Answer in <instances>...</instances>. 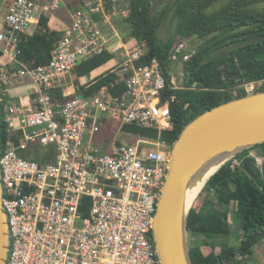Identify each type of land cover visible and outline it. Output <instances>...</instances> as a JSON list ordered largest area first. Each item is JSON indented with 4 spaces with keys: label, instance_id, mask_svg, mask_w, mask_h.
I'll return each mask as SVG.
<instances>
[{
    "label": "built area",
    "instance_id": "obj_1",
    "mask_svg": "<svg viewBox=\"0 0 264 264\" xmlns=\"http://www.w3.org/2000/svg\"><path fill=\"white\" fill-rule=\"evenodd\" d=\"M121 0H85L71 17L50 62L29 67L20 60L21 37L36 13L61 9V0H3L0 29V100L9 86L31 85L33 103L4 108L10 140L0 152L2 205L9 228L6 264H161L152 230L171 164L173 144L163 138L173 131L167 90L183 87L184 65L197 48L180 40L171 51L170 81L158 59L138 64L143 49H125L117 82L126 89L116 95L105 86L95 96L55 99L59 81L82 61L109 51L121 34L117 19H127L129 4ZM105 26L111 31L105 35ZM119 41V39H118ZM255 92V84L245 86ZM71 97L70 95H64ZM63 108L62 110H58ZM107 121L146 130L128 133L135 143H113L108 152L88 144ZM54 148L55 160L44 166L19 151ZM30 157V156H29ZM263 172L264 156L250 153ZM235 160L232 169L243 167ZM90 200L86 216L81 212ZM264 246V241L259 244Z\"/></svg>",
    "mask_w": 264,
    "mask_h": 264
},
{
    "label": "trees",
    "instance_id": "obj_2",
    "mask_svg": "<svg viewBox=\"0 0 264 264\" xmlns=\"http://www.w3.org/2000/svg\"><path fill=\"white\" fill-rule=\"evenodd\" d=\"M152 1L130 0V17L117 23L124 41L131 38L134 42L129 49L146 51L138 64L158 59L163 74L170 81L171 51L177 39L201 41L196 55L184 65L182 89L165 92V98L176 96L172 105L174 129L163 135L174 144L185 126L199 115L245 97L246 85L254 83L255 92L264 91V0H159L158 9L149 7ZM84 2L82 0V4ZM168 23L175 25V32L162 39L160 31ZM62 37L63 33L51 28L50 17L38 10L30 31L21 37L20 60L29 67L47 64ZM114 58L110 49L82 61L74 73L78 78L90 76ZM117 70L119 68L101 74L88 86L79 87L78 92L91 97L107 86L111 93H123L126 86L122 81L117 82ZM100 71L102 69L95 74ZM73 97H65L59 90L55 93V99L63 104ZM9 103H12L10 95H1L0 152L10 140L4 118V108ZM124 131L149 133L136 127H125ZM43 151L36 147L26 154L41 166L55 160L54 148L46 155ZM251 151L264 156V144L244 151L224 165L208 181L200 207L192 209L188 229L193 264H250L254 248L264 241V174L255 164L254 168L260 173L257 181L247 175L243 167L232 169L235 160L250 157ZM232 204L235 209L231 211ZM89 208L90 200H85L81 207L84 216ZM231 212L238 228L235 232L229 222Z\"/></svg>",
    "mask_w": 264,
    "mask_h": 264
},
{
    "label": "water",
    "instance_id": "obj_3",
    "mask_svg": "<svg viewBox=\"0 0 264 264\" xmlns=\"http://www.w3.org/2000/svg\"><path fill=\"white\" fill-rule=\"evenodd\" d=\"M156 1L153 0L149 7ZM157 13L155 11L154 15ZM261 144H264V91L248 93L216 106L185 126L172 147L170 169L152 230L161 264H193L188 223L195 203L188 207L190 189L218 167L206 180L200 195L224 165ZM243 170L255 181L260 178L251 158L244 159ZM2 198L0 172V264H6L9 228Z\"/></svg>",
    "mask_w": 264,
    "mask_h": 264
},
{
    "label": "crops",
    "instance_id": "obj_4",
    "mask_svg": "<svg viewBox=\"0 0 264 264\" xmlns=\"http://www.w3.org/2000/svg\"><path fill=\"white\" fill-rule=\"evenodd\" d=\"M75 1L77 3L76 8L73 7L72 10H68V9L66 10V6L69 3L75 2ZM81 6H82V0H61V9L53 14H49L48 16L50 17L51 28L55 31L63 33L66 27L70 25L71 20H72L71 17L73 13ZM0 10H1L0 11V29H1L3 25L4 17H5V12H6L5 9L3 8V0H0ZM120 20L121 19H117L115 21L116 23L115 25L117 28H118L117 23ZM104 31H105V35L109 37V32L111 31L110 27L105 26ZM118 39L115 40V44L111 48L112 54H114L115 58L112 61H110L108 64H106L105 66L98 69V70L102 69V71L95 74V72L98 71L96 70L90 76L83 77V78H78V76L75 73L67 75L59 81L58 90L62 91L63 95L84 96L80 92H78L79 87L88 86V84L91 83L93 79L97 78L101 74H104L111 69L119 68L123 62V55L125 53V49H129V47H131L134 42L133 40L125 42L124 37L122 35ZM118 71L119 70H117V72ZM9 89H10V92H9L10 99L12 100L13 103L23 104L25 106H28L33 103L32 90H31L30 84H26L24 86H19V87L9 86ZM93 139L91 137H88L86 142L88 144H92L91 142L93 141ZM110 147L111 145L106 150L107 152L110 150ZM101 149H103V147H101ZM251 152L257 153L256 151H251Z\"/></svg>",
    "mask_w": 264,
    "mask_h": 264
},
{
    "label": "rangeland",
    "instance_id": "obj_5",
    "mask_svg": "<svg viewBox=\"0 0 264 264\" xmlns=\"http://www.w3.org/2000/svg\"><path fill=\"white\" fill-rule=\"evenodd\" d=\"M158 1L157 0L152 7H157L158 5ZM78 2V1H77ZM122 3H126L125 5L129 4V0H124L122 1ZM76 1L75 2H71L66 6V10H72L73 7L76 8ZM1 11V10H0ZM47 16V15H46ZM175 32V25H172L170 23H168L161 31H160V37L162 39H166L168 38L170 35H172ZM131 38H128V41H130ZM181 39L178 38L177 42H179ZM201 41L197 40V39H190V43L195 46L196 48L199 46ZM73 74V73H72ZM64 78V77H63ZM136 134V133H135ZM95 141H94V139ZM93 137H91L93 139V141L91 142L94 145H97L99 147H103V151L107 152L106 150L108 149V147L110 145H112L113 143H135L136 142V138L132 135H129L127 133H125L122 128H120V126L116 125L114 122L111 121H107L105 123V125L103 127H101V130L98 131V133H96ZM19 155L22 156L25 159H29V157L27 156L25 151H19ZM202 193L199 195V197L197 198L193 209L194 208H199L202 202V197H201ZM230 210L232 211V209H235V204H232L230 206ZM233 215L232 212L229 216V222L232 226L233 231H237V225L233 222ZM209 243V242H208ZM233 244H237V242H232ZM210 244V243H209ZM217 252L219 251V249L216 250ZM250 264H264V246H256L253 250V256L250 260Z\"/></svg>",
    "mask_w": 264,
    "mask_h": 264
},
{
    "label": "bare ground",
    "instance_id": "obj_6",
    "mask_svg": "<svg viewBox=\"0 0 264 264\" xmlns=\"http://www.w3.org/2000/svg\"><path fill=\"white\" fill-rule=\"evenodd\" d=\"M218 168V167H217ZM213 169L208 172L201 180L197 181V183L190 189L188 195V207H191L196 201L197 196L199 195L203 185L205 184L206 180L212 175V173L217 169Z\"/></svg>",
    "mask_w": 264,
    "mask_h": 264
}]
</instances>
